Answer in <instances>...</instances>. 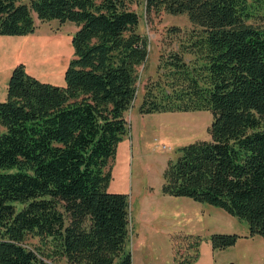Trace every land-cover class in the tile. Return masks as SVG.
Masks as SVG:
<instances>
[{
  "label": "trees",
  "instance_id": "16d2710c",
  "mask_svg": "<svg viewBox=\"0 0 264 264\" xmlns=\"http://www.w3.org/2000/svg\"><path fill=\"white\" fill-rule=\"evenodd\" d=\"M133 1L0 0V35L33 33V13L76 26L64 85L18 63L0 101V264H132L127 194L108 186L148 54ZM144 1L147 11L186 14L191 28L179 50L159 53L139 112L212 116L209 137L168 160L163 193L220 207L264 235V0ZM30 234L41 244H28ZM238 236L212 232L211 246ZM189 245L178 264L197 257L198 241Z\"/></svg>",
  "mask_w": 264,
  "mask_h": 264
},
{
  "label": "rangeland",
  "instance_id": "374dc122",
  "mask_svg": "<svg viewBox=\"0 0 264 264\" xmlns=\"http://www.w3.org/2000/svg\"><path fill=\"white\" fill-rule=\"evenodd\" d=\"M28 3L29 0H23ZM131 8L140 16L139 31L147 40V59L138 67L137 96L125 112L129 131L118 143L110 162L108 190L127 194L129 234L127 248L132 264H178L184 252L193 253L189 242L198 241V255L191 264H264V235L249 234L248 222L220 207L186 196L162 191V173L176 148L197 139L208 138L210 111L140 113L144 80L155 75L159 53L179 50L191 24L186 14L164 10L147 11L144 0H134ZM36 29L27 35H0V101L12 68L23 63L26 72L54 85H64V71L73 58L72 21H40L33 13ZM178 27L177 33L170 28ZM186 60L193 58L184 55ZM212 232L238 233L235 244L212 248ZM30 245H40L37 236L28 235ZM214 250V251H213Z\"/></svg>",
  "mask_w": 264,
  "mask_h": 264
},
{
  "label": "crops",
  "instance_id": "0c3cea01",
  "mask_svg": "<svg viewBox=\"0 0 264 264\" xmlns=\"http://www.w3.org/2000/svg\"><path fill=\"white\" fill-rule=\"evenodd\" d=\"M235 244V243H234ZM233 244V245H234ZM231 246V245H230ZM230 246H227V247H230ZM214 250H215V248H214ZM213 250V251H214ZM56 264H69L67 261H66V259L64 258V257H59L58 259H57V261H56Z\"/></svg>",
  "mask_w": 264,
  "mask_h": 264
}]
</instances>
